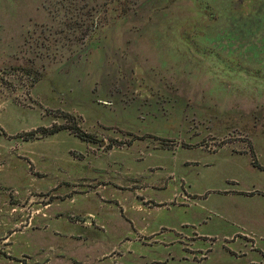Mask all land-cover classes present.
<instances>
[{
	"label": "rangeland",
	"instance_id": "rangeland-1",
	"mask_svg": "<svg viewBox=\"0 0 264 264\" xmlns=\"http://www.w3.org/2000/svg\"><path fill=\"white\" fill-rule=\"evenodd\" d=\"M0 264H264V0H0Z\"/></svg>",
	"mask_w": 264,
	"mask_h": 264
},
{
	"label": "trees",
	"instance_id": "trees-1",
	"mask_svg": "<svg viewBox=\"0 0 264 264\" xmlns=\"http://www.w3.org/2000/svg\"><path fill=\"white\" fill-rule=\"evenodd\" d=\"M54 131H55V130H54ZM79 136H80L81 138H83V139L85 138V137H84V136H85L84 134H79Z\"/></svg>",
	"mask_w": 264,
	"mask_h": 264
}]
</instances>
